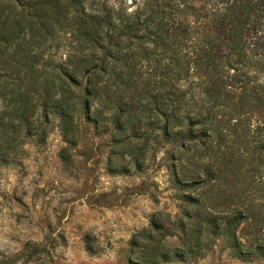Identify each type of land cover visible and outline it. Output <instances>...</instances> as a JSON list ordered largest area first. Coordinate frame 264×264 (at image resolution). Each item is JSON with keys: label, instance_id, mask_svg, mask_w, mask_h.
I'll list each match as a JSON object with an SVG mask.
<instances>
[{"label": "trees", "instance_id": "1", "mask_svg": "<svg viewBox=\"0 0 264 264\" xmlns=\"http://www.w3.org/2000/svg\"><path fill=\"white\" fill-rule=\"evenodd\" d=\"M88 1L0 0V165L55 127L64 159L85 126L106 137L111 174L165 148L180 214H153L130 261L185 260L217 238L241 261L264 257V186L250 174L264 140L238 142L246 157L228 141L253 118L264 132V0ZM45 253L26 243L3 263Z\"/></svg>", "mask_w": 264, "mask_h": 264}, {"label": "rangeland", "instance_id": "2", "mask_svg": "<svg viewBox=\"0 0 264 264\" xmlns=\"http://www.w3.org/2000/svg\"><path fill=\"white\" fill-rule=\"evenodd\" d=\"M107 1L116 7L131 2ZM255 121L236 127L228 136L245 157L238 142L250 140L254 146L264 140ZM81 137L64 159L61 151L67 145L55 127L44 146L30 142L17 162L0 165V264L20 254L26 243L46 248L49 254L14 264H133L130 242L138 232L150 229L151 216L161 213L172 220L179 216L180 200L169 179L165 148L142 172L131 169L111 174L106 137L94 135L90 125ZM127 162L119 157L120 167ZM250 174L256 184L264 186V164L260 172ZM245 233L240 232L242 240L249 237ZM164 243L180 246L177 237ZM163 264H264V257L257 254L241 261L232 256L226 240L217 238L185 260Z\"/></svg>", "mask_w": 264, "mask_h": 264}]
</instances>
